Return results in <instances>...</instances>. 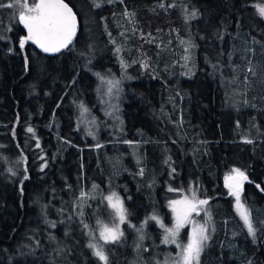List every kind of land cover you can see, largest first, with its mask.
Segmentation results:
<instances>
[{
	"label": "trees",
	"instance_id": "trees-1",
	"mask_svg": "<svg viewBox=\"0 0 264 264\" xmlns=\"http://www.w3.org/2000/svg\"><path fill=\"white\" fill-rule=\"evenodd\" d=\"M64 1L79 26L56 54L21 48L20 7H0V264H104L90 243L107 264H167L171 202L193 194L210 214L199 264H264V0ZM107 76L124 85L122 125L104 112ZM234 169L254 237L225 184ZM112 193L124 235L103 245Z\"/></svg>",
	"mask_w": 264,
	"mask_h": 264
},
{
	"label": "snow or ice",
	"instance_id": "snow-or-ice-1",
	"mask_svg": "<svg viewBox=\"0 0 264 264\" xmlns=\"http://www.w3.org/2000/svg\"><path fill=\"white\" fill-rule=\"evenodd\" d=\"M93 2L96 7L101 6L99 3H96V0H93ZM109 2H111V0H109ZM16 6H19L21 9L18 17L19 22L27 29V35L20 40L21 48L24 47L27 41H32L39 45L44 52H59L61 49L67 48L72 43L77 28L76 15L64 0H38V2L37 0H32L31 5L28 4V0H15L14 4H0V7L13 8ZM161 7H163V5H161ZM255 7L258 14L264 18V6L257 4ZM193 16H195V13H193ZM117 51H119V49H117ZM108 83L115 86L119 84V81H108ZM109 91H111V88ZM28 131L32 132L33 130L29 128ZM233 171L236 176L230 177V179H235L237 182L234 185L235 190L232 191V195L236 198V207L244 225L247 227L249 234L254 237L255 229L250 218V213L244 209V206L240 201L241 181L246 180L247 177L240 169H234ZM25 179H27V177H25ZM193 196L195 200V194H193ZM114 197L116 198L115 202H113ZM105 199L109 202V205L115 209L116 215L119 218V223H124L126 219V209H124L123 202L119 199L117 194L112 193ZM171 203L173 205L182 204L183 207L179 210L173 208V211L176 212L175 229H165V231L171 235L172 239H169V235H165L163 243H177L176 237L179 235V230L186 224L191 223L193 227L188 243L185 245L177 244V247H179L181 251L173 260V264H199L200 254L203 251L205 243L210 239V236L207 227L204 225H198L195 221L190 220L189 217L193 212H196L198 215L199 212L197 205H207L208 200H196L193 202L185 198L182 201H172ZM149 219L158 220L156 216H152ZM97 223H100V221H97ZM146 223L147 220L145 221V224ZM159 223L160 227L163 228V223ZM54 226L55 225L53 224V227ZM85 227L87 228L88 225L85 224ZM89 235H93V233L89 232ZM123 235L124 233L120 230L119 224L113 228H108L107 225H102L100 230V238L105 242H116ZM141 239H143V236H141ZM88 246L94 249L93 254L98 257L100 261L107 264L108 257L105 255L102 248H98L96 244L92 243Z\"/></svg>",
	"mask_w": 264,
	"mask_h": 264
},
{
	"label": "rangeland",
	"instance_id": "rangeland-1",
	"mask_svg": "<svg viewBox=\"0 0 264 264\" xmlns=\"http://www.w3.org/2000/svg\"><path fill=\"white\" fill-rule=\"evenodd\" d=\"M120 41L118 40L116 42V45L118 46V49L120 50L119 51V54L121 55V60H122V63H124V69H126L128 66V63L126 62V59H125V56H124V51L126 50V47L128 48V45L125 46L122 48V51H121V48H120ZM182 49H184L182 47ZM136 61L138 62V58H136ZM186 62H187V53L181 51L180 53L176 54L175 53V57L173 58V62L172 64L174 65V67H180V68H185L186 67ZM141 66L142 67H147V61L145 60H142L141 61ZM248 80V79H246ZM108 81H119V84L118 85H115L113 86L112 84H109ZM123 83L121 81V78L120 79H115L114 77H109L107 76L105 79H104V83H103V95H104V112L106 113V116L107 117H111L113 119V121L111 122V124L114 122L116 125H119V123H121L122 125V120H121V116H120V113H121V105L122 103L124 102V98L123 96H121V91H123ZM111 88V91H109V89ZM121 103V104H120ZM85 129L86 130H89L91 131L92 129L91 126H89L87 124V122H85ZM93 128V127H92ZM113 128L110 126L108 129H107V132L108 133H112L113 132ZM94 132V131H93ZM93 132H89V134H93ZM98 133V132H96ZM95 133V134H96ZM128 144H132L131 142H127ZM244 173V172H243ZM235 173L233 172L231 175H229L228 177H226V180H225V184L227 185V182H228V179L230 178V176L234 175ZM245 174V173H244ZM246 175V174H245ZM247 177V175H246ZM248 178V177H247ZM247 179L244 180V183L246 184L247 183ZM232 191L234 190H231L230 189V193L232 195ZM244 191V190H243ZM243 191L240 193V201H241V204L244 206V209L247 210L249 213H250V218L252 220V215H251V212H250V209L249 207L243 202V199H242V194H243ZM233 198H234V204H235V208H236V211H237V214L239 215V212L237 210V207H236V198L234 195H232ZM185 198H187L189 201H193L195 202L196 199L194 200V198L190 197V196H186V195H183L181 197H179L178 199H176L175 201H182L184 200ZM115 202V201H113ZM183 207L182 204H175L173 205L172 204V211H173V208H176L177 210L181 209ZM197 209H198V212L199 214L197 215L196 212H193L191 214V216L189 217L190 220L192 221H195L198 225H204L205 227L209 228L208 227V224L206 222L207 218H206V215L209 214L207 208L205 205H197ZM240 216V215H239ZM243 221V220H241ZM252 223H253V220H252ZM119 224V228L121 230V227H122V224L119 223V218H118V223ZM116 224V225H117ZM175 224H176V212L173 211V220H172V224L170 225L169 228L171 229H175ZM254 224V223H253ZM105 225L108 226V228H113L115 227L116 225H113V226H109L108 224L105 223ZM192 227L193 225L191 223H188L186 224L184 227H182L180 230H179V235L176 237V241L177 243L173 244V243H167L168 245H170L172 247V251L170 253L169 256H172L171 257V260L170 262H168L167 264H173V260L177 257L178 253L181 251V249L179 247H177V244H180V245H185L188 243V239H189V236L191 234V230H192ZM254 227V225H253ZM102 226L99 228V234H100V230H101ZM255 229V227H254ZM167 235H169V239H172L171 235L169 233H167ZM102 241H103V245L104 243H107L105 242L102 238H100ZM236 246V244L234 245ZM205 247V245H204ZM204 247H203V250H204ZM159 251L158 248H155L154 249V254L156 255L157 252ZM203 253V251L201 252V254ZM200 254V256H201ZM155 258V257H154ZM199 260H200V257H199ZM152 264V263H150Z\"/></svg>",
	"mask_w": 264,
	"mask_h": 264
},
{
	"label": "water",
	"instance_id": "water-1",
	"mask_svg": "<svg viewBox=\"0 0 264 264\" xmlns=\"http://www.w3.org/2000/svg\"><path fill=\"white\" fill-rule=\"evenodd\" d=\"M65 2V1H64ZM66 3V2H65ZM67 4V3H66ZM70 7V6H69ZM73 10V9H72ZM73 12L75 13V11L73 10ZM75 15H76V21H77V28H76V34H77V31H78V26H79V19H78V16H77V14L75 13ZM76 34H75V36H76ZM75 36H74V38H75ZM73 38V39H74ZM73 41V40H72ZM32 42V41H31ZM35 44V43H34ZM40 50H42L43 51V49H41L40 47H39V45H37V44H35ZM64 49H66V48H63V49H61L60 51H62V50H64ZM48 54H56V53H58V52H47ZM234 176H236V174H234V175H232V176H230V177H234ZM237 179H240V178H237ZM236 180L235 179H228V182H227V185H226V187L230 190H235L234 189V185L236 184ZM230 186H233V187H230ZM244 188H245V183H244V180H242L241 181V189H240V193L244 190Z\"/></svg>",
	"mask_w": 264,
	"mask_h": 264
}]
</instances>
